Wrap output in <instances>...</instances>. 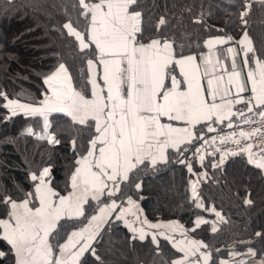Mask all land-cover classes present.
Wrapping results in <instances>:
<instances>
[{"label":"snow or ice","instance_id":"snow-or-ice-1","mask_svg":"<svg viewBox=\"0 0 264 264\" xmlns=\"http://www.w3.org/2000/svg\"><path fill=\"white\" fill-rule=\"evenodd\" d=\"M4 20L0 264H264V0H0Z\"/></svg>","mask_w":264,"mask_h":264},{"label":"trees","instance_id":"trees-1","mask_svg":"<svg viewBox=\"0 0 264 264\" xmlns=\"http://www.w3.org/2000/svg\"><path fill=\"white\" fill-rule=\"evenodd\" d=\"M15 23L16 22H12L11 24H9L8 21H6V20L0 21V25L7 26L10 29L15 28ZM15 49L22 56V58L25 61H31L33 53H32L30 46H28L24 43H21V44L15 45ZM21 84H27V82L21 81L20 84H17L14 86L19 88L21 86ZM5 155L7 156V159L10 162L18 161V159H19V157L16 155V153L14 151H12L11 146H3V148H0V158H3ZM145 207L148 209L149 213H151L155 208V204H154V202L149 201L148 203L145 204ZM164 215L166 216L167 213H165Z\"/></svg>","mask_w":264,"mask_h":264},{"label":"built area","instance_id":"built-area-1","mask_svg":"<svg viewBox=\"0 0 264 264\" xmlns=\"http://www.w3.org/2000/svg\"><path fill=\"white\" fill-rule=\"evenodd\" d=\"M254 139L260 141V140H264V137H255Z\"/></svg>","mask_w":264,"mask_h":264}]
</instances>
